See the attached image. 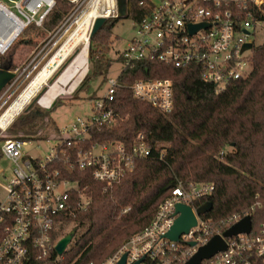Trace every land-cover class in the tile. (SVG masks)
Segmentation results:
<instances>
[{
  "label": "built area",
  "instance_id": "2783aa9c",
  "mask_svg": "<svg viewBox=\"0 0 264 264\" xmlns=\"http://www.w3.org/2000/svg\"><path fill=\"white\" fill-rule=\"evenodd\" d=\"M67 1L73 4V8L63 22L49 32L46 43L71 17L83 13L93 2L97 4L98 17L109 19L119 15L117 0ZM262 2L139 0L138 5L144 8V13L138 21H132L136 35L126 49L117 52L122 68L144 60H156L177 68L194 65L202 80L224 89L232 81L246 77L250 70V50L241 51V48L244 43L252 42L249 29L261 22L255 10ZM54 5L55 0H0V54L8 51L30 26L43 28V22ZM95 18H92V23ZM196 25L200 26L190 33V27ZM103 87L104 95L91 100L89 115L76 117L68 127L58 131L59 141L45 158L24 154L22 147L26 140L9 138L2 143V156L14 167L13 175L2 184L0 264H22L33 248L45 254L59 239L52 242L51 236L61 214L84 209L90 202L85 187L81 188L76 180L65 177L69 171L88 169L93 180L111 186L131 170L136 157L149 154L150 148L140 133L130 144L101 143L91 140L90 129L116 120L112 102L119 87L129 89L134 98L146 101L162 113L170 112L173 107L172 80L153 77L121 83L116 77L107 79ZM63 133L68 136H60ZM76 144L82 145L77 147ZM213 192L212 183L179 181L159 203L148 224L100 264H115L123 253H126L125 264L136 261L139 264H183L197 247L226 228L221 231L220 224L195 214L196 224L181 234L177 241L170 240L164 234L177 217L175 204L189 205L194 212L199 206L195 203ZM71 201H74V206L70 205ZM240 218L234 215L225 223L229 227ZM225 241L224 251L201 260L199 264H264V222L256 230L251 226L249 233L237 234L225 238ZM189 242L195 245L190 246Z\"/></svg>",
  "mask_w": 264,
  "mask_h": 264
},
{
  "label": "trees",
  "instance_id": "16d2710c",
  "mask_svg": "<svg viewBox=\"0 0 264 264\" xmlns=\"http://www.w3.org/2000/svg\"><path fill=\"white\" fill-rule=\"evenodd\" d=\"M138 2L126 0L125 17L132 21H138L144 13ZM70 6L67 0H55L43 28L55 30L68 15ZM261 7L264 9V0ZM255 11L256 17L263 20L264 15ZM118 19H106L89 38L88 61L92 67L70 94L77 95L87 89L90 77L98 75L100 69L108 65L112 29ZM17 43L35 44L32 39ZM15 49L12 45L0 54V69L12 72L16 68ZM249 58L247 76L221 90L214 83L202 80L194 65L177 68L156 60H144L121 68L117 75L121 83L139 78L171 79V111L162 113L146 101L134 98L129 89H117L112 102L116 120L90 129L91 140L130 144L140 133L150 148L149 154L136 157L131 170L111 186L93 180L88 169L69 171L65 177L85 187L91 199L84 209H74L70 214L63 212L52 231L54 242L76 227L71 242L60 255L53 246L45 254L33 248L22 264H100L148 224L159 203L179 181L214 185V192L195 204L211 202V209L202 217L220 224L221 231L228 226L227 218L247 214L256 230L264 222V42H253ZM58 99L56 97L48 109H43L45 111L39 107L29 109L21 117L19 129L25 134L34 133L46 123L45 127H51L46 130L49 134H58L49 115L59 104ZM13 138L24 140V134L21 132ZM3 140L0 138V142ZM74 201L70 202L71 206Z\"/></svg>",
  "mask_w": 264,
  "mask_h": 264
},
{
  "label": "rangeland",
  "instance_id": "374dc122",
  "mask_svg": "<svg viewBox=\"0 0 264 264\" xmlns=\"http://www.w3.org/2000/svg\"><path fill=\"white\" fill-rule=\"evenodd\" d=\"M69 3L71 4L70 8L72 9L73 4L71 2ZM258 10H261L260 12L264 15V9L261 7V5ZM73 18L74 16L71 17L68 22L61 27L55 37H53L48 43H46L49 40L48 34L52 30L49 31L44 28L30 26L26 30V32L19 38V40H17L20 41L23 39H32L35 44L31 46L23 44L20 45V43H17L18 41L13 44L16 47V70L13 74V77L10 79V86L0 95V113L16 97L20 90L34 76V74L43 66L48 57H50L51 54L57 49L58 45L63 39L61 37L62 32L67 26H69ZM89 32L87 41L85 43L79 44L72 51V53L61 63V66H59L62 67V65L71 55V57L74 56L71 62L74 63L78 68L75 76L71 78L66 84L61 83L58 77L51 85H49L48 90L41 96L39 100L40 105L34 102L27 108L30 103L28 102L18 113V115L14 117V119L9 123L8 126H6L4 129L0 128V138H4V140H6L16 137L17 134L23 132L24 140H26V143L22 147V152L30 157L43 159L50 153L53 145L59 141V139H57L59 138V133L54 135L49 134V132L46 130L51 127H45L46 123L42 128L40 127L39 129L35 130L34 133L25 134L23 129L21 131L19 129L22 121L21 117H23V115L27 113L29 109L39 107L41 111H45L46 109H48V107L56 97L59 98V104L54 109L50 110L49 113L51 119L55 123V126L59 130L68 127V125L76 117L85 118L90 114V98L93 97V99H97L98 97L104 95L105 91L103 85L105 81L109 78H116L121 71L122 63L119 59H117V52L122 51L128 47L129 41L136 35V27L129 17H120L116 21L112 29L110 40L111 49L109 52L108 65L101 68L98 72V75L90 77L91 79L88 82L87 89H84L77 95L70 94L76 89L87 71L92 67L91 63L88 61ZM249 33L251 34L249 40L254 42V44L264 42V19L261 20L260 23L255 24V26L250 28ZM45 43L46 45L44 46ZM58 69H56L55 72ZM45 134H49L47 138ZM60 136L64 137L68 136V134L63 133ZM4 140L0 142V145H2ZM225 149L227 151L230 150V148L228 147ZM13 167L14 164L10 160L6 159L4 156H0V200L4 196L2 184H5L6 180L13 175ZM69 230H67V232ZM121 245L122 244H120L117 249ZM117 249L115 250V252L117 251ZM109 256H107L106 258H108Z\"/></svg>",
  "mask_w": 264,
  "mask_h": 264
},
{
  "label": "water",
  "instance_id": "95a60500",
  "mask_svg": "<svg viewBox=\"0 0 264 264\" xmlns=\"http://www.w3.org/2000/svg\"><path fill=\"white\" fill-rule=\"evenodd\" d=\"M117 7L119 14L118 17H125L127 8L126 0H117ZM105 21L106 19L104 17H97L94 19L89 32V38L100 29V27L104 24ZM199 26L200 25L191 26L190 33H193ZM244 32L247 31L244 30ZM252 47L253 42H246L242 45L241 51L251 50ZM71 56L65 61L62 67H59V69L55 73H53V75H51L47 83L43 87H41V89L33 96L27 108L31 106L34 102L40 105L39 100L41 96L48 90V85H51L57 79V77L63 71L68 62L74 57ZM12 77L13 73L11 71L0 69V90ZM210 209V201H205L200 204L194 212L189 205L176 203L174 207V213L177 214V217L174 219L173 224L171 225L169 230L164 234V237L173 241H177L181 234L187 233L189 229L196 224L195 214L203 215ZM251 226L252 223L250 215L247 214L241 217L239 220L235 221L233 224L227 227L222 233L214 234L205 244L197 247L196 251L183 264H199L201 260L208 259L219 251H224L227 246L225 238H230L237 234L249 233L251 230ZM75 231L76 227L71 228L67 233H65L55 242L53 247L57 254L60 255L63 253L68 244L71 242ZM189 245L194 246L195 243L189 242ZM125 261L126 253H123L115 264H125ZM132 264H139V261H136Z\"/></svg>",
  "mask_w": 264,
  "mask_h": 264
},
{
  "label": "bare ground",
  "instance_id": "6f19581e",
  "mask_svg": "<svg viewBox=\"0 0 264 264\" xmlns=\"http://www.w3.org/2000/svg\"><path fill=\"white\" fill-rule=\"evenodd\" d=\"M96 7L97 4L94 2L93 4L88 5L85 11L76 16L71 21L69 26L64 29L61 34L63 39L58 45L57 49L55 48L56 50L51 54L50 57H48L43 66L34 74V76L16 95V97L0 113V128L4 129L6 126H8L14 117L17 116L18 113L23 109V107L28 102H30V100L41 89V87L47 83L50 76L53 75L55 70L58 69L61 63L72 53V51L79 44L85 43L87 41L92 18L98 17L96 14ZM71 60L58 76L59 80L63 84L68 83L78 71L77 66L72 63Z\"/></svg>",
  "mask_w": 264,
  "mask_h": 264
},
{
  "label": "crops",
  "instance_id": "0c3cea01",
  "mask_svg": "<svg viewBox=\"0 0 264 264\" xmlns=\"http://www.w3.org/2000/svg\"><path fill=\"white\" fill-rule=\"evenodd\" d=\"M58 129V128H57ZM58 131H59V129H58Z\"/></svg>",
  "mask_w": 264,
  "mask_h": 264
}]
</instances>
